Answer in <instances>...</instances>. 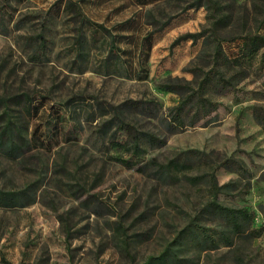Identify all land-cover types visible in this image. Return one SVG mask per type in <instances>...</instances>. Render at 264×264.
<instances>
[{
  "label": "rangeland",
  "instance_id": "1",
  "mask_svg": "<svg viewBox=\"0 0 264 264\" xmlns=\"http://www.w3.org/2000/svg\"><path fill=\"white\" fill-rule=\"evenodd\" d=\"M66 1L9 0L4 7L0 96L30 93L35 102L43 100L40 112L45 111L33 123L50 118L41 127L46 128L48 145L33 142L21 160L0 155V188L27 187L34 197L25 206L0 207V264L141 262L158 254L209 199L210 172L219 184L237 181V187L219 193V201L248 207L254 213L253 226L262 230L257 236L237 235L228 242L215 223L206 221L201 229L217 247L188 250L182 254L188 258L184 264H264V129L251 108L264 107V66L250 70L235 89L216 96L218 107L208 116L170 131L164 118L178 95L159 86L168 79L191 80L190 69L202 62L201 39L171 43L184 32L209 25L205 6L188 7L193 0H158L142 8L136 0H80L88 18L113 32L123 20H131L132 32L139 25L146 31L166 22L153 34L144 63L147 73L139 75L131 54L112 58L107 51L109 34L66 11ZM223 3L230 14L223 34L264 32V18L253 0ZM40 33L46 49L38 55ZM223 45L228 53L235 51L234 42ZM74 95L84 97L66 111L63 104ZM90 96L113 104L155 98L160 103L157 116L136 111L129 118L137 127L165 138V143L148 145L137 157L95 143L100 117L93 122L87 118ZM187 150L199 153H191L190 167L170 177H158L151 165L143 172L109 157L121 154L143 164L151 158L163 163ZM196 175L201 177L193 181Z\"/></svg>",
  "mask_w": 264,
  "mask_h": 264
},
{
  "label": "trees",
  "instance_id": "2",
  "mask_svg": "<svg viewBox=\"0 0 264 264\" xmlns=\"http://www.w3.org/2000/svg\"><path fill=\"white\" fill-rule=\"evenodd\" d=\"M9 0H2L0 6V25L5 23V14ZM22 2L24 0H14ZM158 0H136L137 5L142 8L149 3ZM224 0H193L188 7L205 6L208 11L207 19L209 25L196 32H184L177 36L171 46L184 40L196 41L201 39L202 48L198 59L202 62L190 69L191 80L168 79L160 84V88L178 95V100L171 107L165 116L167 128L175 131L185 125H194L199 120L208 116L211 111L218 107L216 96L227 93L235 89L239 83L245 79L252 69L264 66V32L259 30H246L239 34H223L222 29L228 25L230 14L227 10L228 4ZM256 11L264 18V0H253ZM65 9L78 16L81 22L93 27L100 28L110 36L108 44V54L112 58L122 57L123 54H131L135 59L138 74L144 70V63L149 57L152 47L153 34L159 27L150 30L131 31V20H123L118 28L113 32L100 22L88 18L83 12L80 0H67ZM10 13V12H8ZM12 14L9 15V18ZM9 21V20H8ZM39 46L38 55L46 49V39L40 33L38 35ZM78 46L81 45L79 37L76 38ZM223 42H234L235 51L228 53ZM123 44H131L123 46ZM134 63V62H133ZM133 63H130L134 68ZM264 87V80H263ZM72 96L63 106L69 111L70 104L79 101ZM45 98V97H43ZM87 105V118L96 121L95 143L107 148L122 149L132 157H137L146 151V146L158 147L165 143V138L159 137L154 132L143 130L135 125V120L129 118L131 112H141L146 116H157L160 103L153 97L126 99L118 104L99 100L95 96L89 97ZM43 100L35 102L32 94L20 92L10 95L0 96V155L9 160L23 159L33 148V142L41 145H48L46 119L43 117L36 124L33 120L45 111L40 112L43 107ZM258 123L264 129V107L253 105L251 107ZM47 115V114H46ZM56 116H59L57 111ZM61 118L63 116H60ZM120 134H125L120 138ZM191 153L198 154V151H182L166 162H158L156 158H151L149 162L141 163L133 158H126L121 154H110V158L120 162L126 167H135L136 170L146 171L147 166L154 168V173L158 177L175 176V171L190 167ZM201 154V153H200ZM237 162V161H236ZM239 168L242 166L237 162ZM264 175V174H263ZM209 184V199L200 207L195 209L183 227L177 230L173 238L162 248L158 254L148 255L143 261L135 264H184L188 258L182 256L188 250L201 252L217 247L216 242L205 234L201 226L204 222L215 223L223 237L231 242L233 236L254 237L260 234L262 227L253 226L254 213L246 206H229L219 201L218 195L221 192L229 191L237 187V181H230L219 184L214 172L207 173ZM201 175L191 177L193 181H198ZM27 187L16 190L0 188V207L25 206L34 202V197L28 192Z\"/></svg>",
  "mask_w": 264,
  "mask_h": 264
}]
</instances>
